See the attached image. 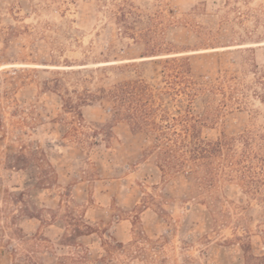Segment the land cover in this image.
I'll return each instance as SVG.
<instances>
[{"label": "rangeland", "instance_id": "rangeland-1", "mask_svg": "<svg viewBox=\"0 0 264 264\" xmlns=\"http://www.w3.org/2000/svg\"><path fill=\"white\" fill-rule=\"evenodd\" d=\"M263 165L264 0H0V264H248Z\"/></svg>", "mask_w": 264, "mask_h": 264}, {"label": "trees", "instance_id": "trees-1", "mask_svg": "<svg viewBox=\"0 0 264 264\" xmlns=\"http://www.w3.org/2000/svg\"><path fill=\"white\" fill-rule=\"evenodd\" d=\"M117 90L118 89H115V91L111 92V97L113 99V103L117 106H120L122 102L118 100ZM143 90L146 91L147 88L144 86ZM126 94L129 96V98H127L128 111H136L134 110L135 107H133L132 105L133 103L137 104L135 102H140V100L136 99L134 97L135 95H133L132 92H126ZM144 95L149 97V95L145 92ZM138 107H142L141 112L143 113V115H148L151 111L150 108H147L143 104L138 105ZM188 114L189 112H187L186 117L188 116ZM128 117L131 118L130 114H128ZM189 127L191 126L184 128L181 139H167V141H170L171 143V145L166 147V151L164 152L167 162H171L172 165H178L179 167H187L191 169V172L195 176V179L197 178L199 180L201 179L207 182L213 181L217 175L216 169L212 166L213 160H218L222 156H224L225 159L223 160L226 164L229 163L231 165H237V163L233 161L232 156L229 154V151L231 149L230 147L232 146L233 142L232 140H219L216 142L204 141L201 140L196 133L189 132ZM173 135L176 136V133L173 132ZM261 171L264 172V165L262 166ZM223 175L227 177L229 174L224 173ZM241 175L244 179H248L246 183L250 184L253 187L254 191L257 192V189L254 188V186L256 187L259 182L253 179L252 172H249L248 174H246V172H241ZM244 258L246 257L244 256ZM254 260L262 262V264H264V256L260 259H255L254 257L249 256L248 264H250V261Z\"/></svg>", "mask_w": 264, "mask_h": 264}, {"label": "bare ground", "instance_id": "bare-ground-1", "mask_svg": "<svg viewBox=\"0 0 264 264\" xmlns=\"http://www.w3.org/2000/svg\"><path fill=\"white\" fill-rule=\"evenodd\" d=\"M223 50V49H222Z\"/></svg>", "mask_w": 264, "mask_h": 264}]
</instances>
